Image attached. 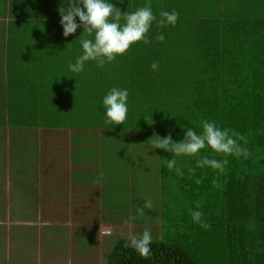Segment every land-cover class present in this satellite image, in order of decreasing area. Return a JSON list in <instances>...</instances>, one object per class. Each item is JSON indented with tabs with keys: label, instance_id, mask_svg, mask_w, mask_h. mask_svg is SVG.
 Returning a JSON list of instances; mask_svg holds the SVG:
<instances>
[{
	"label": "crops",
	"instance_id": "obj_1",
	"mask_svg": "<svg viewBox=\"0 0 264 264\" xmlns=\"http://www.w3.org/2000/svg\"><path fill=\"white\" fill-rule=\"evenodd\" d=\"M111 2L124 12L148 0ZM193 2L264 18V0H151V6L157 15L166 5L190 19ZM62 4L67 0H0V117H6L0 120V264H62L65 258L67 264H107L129 234L150 228L153 239L161 235L157 170L165 175L167 169L160 148L146 159L131 144L114 150L122 136L116 139L110 127L62 123L59 117L102 116L101 96L113 86L127 87L129 99L151 87L158 94L161 76L176 74L174 68L191 60L175 58L172 43L179 39L169 28L163 29L165 41H156L154 24L151 45L134 44L103 69L89 61L84 72L68 76L67 64L81 53L79 39L86 34L78 28L63 36ZM182 5H188L184 15ZM153 61L158 71L151 69ZM139 129L159 136L153 128ZM145 198L152 209L140 214ZM132 216L137 218L126 224Z\"/></svg>",
	"mask_w": 264,
	"mask_h": 264
},
{
	"label": "trees",
	"instance_id": "obj_2",
	"mask_svg": "<svg viewBox=\"0 0 264 264\" xmlns=\"http://www.w3.org/2000/svg\"><path fill=\"white\" fill-rule=\"evenodd\" d=\"M160 7L165 10L167 6ZM192 9L190 19L199 17V22L192 25L191 32L186 33L180 23L167 28L179 41L190 37L188 43L194 45L190 56H200L190 68H174L175 76L190 77L193 98L186 114L170 116L165 122L163 128L172 127L174 131L159 129L161 138L173 131L172 139L180 140L184 127L199 132L200 120L210 119L242 134L247 143L241 144L247 148V155L226 156L206 148L199 155L221 161L223 172L197 167L196 157L188 156L178 157L183 176L164 169L180 177L183 192L189 191L194 202L200 201L198 210L204 211V219L211 225L200 231V236L217 241L221 237V261L264 264V18L244 10L236 14L221 11V4L216 3L193 2ZM0 120L6 122V117ZM160 153L162 160L164 155L171 157L166 150L160 149ZM189 168L194 171L189 172ZM219 204L221 217L213 213ZM171 238L153 239L148 259L125 247L124 238L111 250L107 264H203Z\"/></svg>",
	"mask_w": 264,
	"mask_h": 264
},
{
	"label": "clouds",
	"instance_id": "obj_3",
	"mask_svg": "<svg viewBox=\"0 0 264 264\" xmlns=\"http://www.w3.org/2000/svg\"><path fill=\"white\" fill-rule=\"evenodd\" d=\"M58 12L64 37L76 33L78 28H82L86 34L79 39L81 53L75 56L74 61H69L67 64L70 74L68 76L74 77L85 71L86 63L89 61L95 62L98 68L103 69L118 56L125 55L134 44L151 45L152 39L149 33L154 24L160 30L155 40L164 42L166 37L163 29L175 26L180 16L175 9L161 10L157 15L153 12L151 0L133 11L124 12L111 0H67V6L62 4ZM150 67L153 71H158L159 62L153 61ZM99 105L103 109L104 124L109 126L124 124L129 112V89L111 87L101 96ZM200 127L199 132L194 127H184L183 138L177 141H174L170 135L164 138L157 136V139L147 144V148H160L171 152L173 156L167 160L165 167L168 170H175L178 176L184 175L183 170L177 166L176 157L179 156L196 157L197 167L208 166L223 172L224 164L221 161L199 155L202 149L210 148L215 153L226 156L247 155V148L241 144V141L244 144L247 141L235 129L223 128L215 120L203 118L200 120ZM144 148L147 152L145 145ZM188 171L193 172L194 169L189 168ZM145 209H152L150 198H145V204L143 208L138 207V212L143 214ZM188 211L193 223L204 229L211 227L204 219L202 211L191 208ZM136 218L132 216L125 220V223L129 224ZM106 234L111 235V230H108ZM152 242V231L150 228H145L143 232L129 234L125 247L131 248L141 257L148 259L152 255Z\"/></svg>",
	"mask_w": 264,
	"mask_h": 264
},
{
	"label": "rangeland",
	"instance_id": "obj_4",
	"mask_svg": "<svg viewBox=\"0 0 264 264\" xmlns=\"http://www.w3.org/2000/svg\"><path fill=\"white\" fill-rule=\"evenodd\" d=\"M193 4V3H192ZM218 5V4H217ZM184 13L188 11V5H182ZM193 11L191 5V12ZM198 16V15H196ZM198 19L195 20L189 19L187 17H180L177 23L182 24L180 27L185 29L186 33L191 32L192 25L198 26ZM201 23V22H200ZM190 38V37H187ZM183 41L174 42V56H176L180 61H186V56L191 59L190 68L192 65H195L200 56H190L192 55V48L194 45L189 44L188 42L191 39ZM193 40V38H192ZM197 65H200L198 63ZM182 69V68H181ZM194 71V70H193ZM183 77V78H180ZM175 76V74H165L161 76V82L159 83V93L154 90L153 87L147 93H131V99H129V112L128 114H134L127 116L124 124L117 125H106L103 122L102 116H89V117H59V122L67 123L72 122L74 124H90L98 125L104 127L103 129H108L110 127L112 134L116 137L122 136V139L116 142L113 145V149L116 147L123 148L124 145L134 146V152L139 157L146 159L147 156H155L156 148H147V144L151 141L157 139V133L154 131L153 137L149 138L152 133L142 131L140 132L139 128L142 129H151L158 130L159 137H161L162 132L159 129L165 130L163 128L165 122H167L170 116L186 114L187 105L190 104L193 94L192 87L189 82L190 77H184L182 75ZM184 81V82H183ZM140 84H133L134 88H139ZM150 86V84H146ZM157 88V87H156ZM133 96H136L134 98ZM130 117V118H129ZM122 128V130H121ZM130 129L131 131L125 132V129ZM166 130H173L172 127H168ZM173 131L167 132V135L171 136ZM137 135L147 136L143 140L134 139ZM129 136V138H128ZM133 137V138H132ZM125 140V141H124ZM126 140H129L127 142ZM147 148V152L145 151ZM168 152V151H167ZM168 152L164 155V163H167V160L172 158V154ZM162 159V158H161ZM177 166L182 165L178 157H176ZM160 174V212H159V223L161 227V240H167L169 237L174 241H177L179 245L190 255V257L195 258L197 261L203 264H230L226 260L221 261V237L218 238V241L215 237H210L209 239L201 237L200 231H204V228L200 229L198 224L192 222L191 216L189 214V209H198L200 206V201L194 202L191 193L189 191L183 192L180 183V177L177 178L172 171H169V174L166 173L163 175L162 168L159 167L157 170ZM156 171V172H157ZM165 184V190H163V185ZM133 190V189H131ZM156 190V189H154ZM201 211V210H200ZM221 204L215 209V214L221 217ZM204 213V211H202ZM204 217L206 214L204 213ZM164 234V236H163ZM118 235H114L113 238H108L111 242L116 241ZM169 236V237H168ZM179 238V239H178ZM158 239V238H156ZM66 256V254H63ZM67 257V256H66ZM62 264H67V260L61 259ZM75 264V262H74ZM91 264H94L93 262Z\"/></svg>",
	"mask_w": 264,
	"mask_h": 264
}]
</instances>
